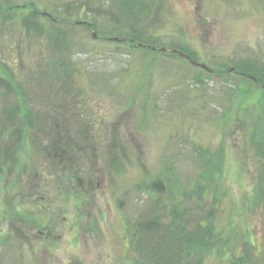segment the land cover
I'll return each mask as SVG.
<instances>
[{"label":"rangeland","instance_id":"1","mask_svg":"<svg viewBox=\"0 0 264 264\" xmlns=\"http://www.w3.org/2000/svg\"><path fill=\"white\" fill-rule=\"evenodd\" d=\"M153 4L132 24L119 0H0V264H134L137 216L148 248V221L183 213L178 249L196 203L221 234L207 264H264V77L230 70L264 76V0Z\"/></svg>","mask_w":264,"mask_h":264},{"label":"trees","instance_id":"2","mask_svg":"<svg viewBox=\"0 0 264 264\" xmlns=\"http://www.w3.org/2000/svg\"><path fill=\"white\" fill-rule=\"evenodd\" d=\"M119 1L122 5L125 4L127 8L126 12L120 13L119 20L120 18H123L125 22L131 21V23L134 24V22L136 21H143V18L145 16H148V22H152L154 15H152L151 12L153 11L154 0H147V3H145V0ZM36 11L37 7H35L34 4H24L22 13L23 15H21L20 20H22L23 23H31L34 27H38L39 25L43 26L47 23L53 26L54 29L60 28L57 25L58 22L55 16H51V19L46 17L42 18ZM40 19H43L45 23H42L43 21H41ZM119 29H122V27H119ZM144 35H147L145 31L142 33V35H132V38H130L128 34L123 35V37L119 38L121 39L120 42L122 43L144 44L143 40L146 37ZM178 50L191 56V53L187 50H182L180 48H178ZM255 67L256 66H254L253 64L245 62L243 64H238V66H235V69L237 71L244 72L246 75L253 76L256 79V83H263L262 79L264 76L261 74V71H259V73ZM66 146L67 145H65V149ZM54 148L56 149L58 147L54 145ZM66 150L68 151V149ZM57 151H59V153L64 152L60 148ZM64 155H68V152H64ZM196 204L193 205V215L196 213H200V217L199 220H196L194 222L190 231H188V228L190 227V224L188 222L178 221L181 229L179 232V238L177 239V241L180 243L178 249H175L173 246L175 242V235L177 233L176 221L178 217H180L179 215L183 213H178L176 209L166 211L165 216L170 220L166 221L164 225L162 222L163 220L160 216L162 210H160L156 214V217H152L145 227L153 232L154 235L147 241L148 248L140 245L141 230L139 225L141 220L140 217L137 216L133 220L131 226L132 228L130 230V232H132L133 229H136L135 235L133 236L131 234V238L129 240L130 249L134 258V264H207V256L214 250V245L217 244L218 241H220L219 237L221 234H219L216 230V224L212 217V211L208 210V212H204L205 208L203 207V205ZM187 210H189V208H187ZM139 211L141 210H137L136 213H138ZM28 219L31 222L30 216ZM221 264H257V259H255L252 254L246 256L245 258H242L232 253Z\"/></svg>","mask_w":264,"mask_h":264},{"label":"flooded vegetation","instance_id":"3","mask_svg":"<svg viewBox=\"0 0 264 264\" xmlns=\"http://www.w3.org/2000/svg\"><path fill=\"white\" fill-rule=\"evenodd\" d=\"M248 78L251 79V80H253L254 83H256V79L255 78H253V77H251V78L248 77ZM85 147H86V145L83 146V148H85ZM56 149L59 150V148H56ZM56 149L54 148V145H53L52 150H51V152L49 154L53 153V158L55 160L59 161V156H63L64 155V152L59 153V151H57ZM80 181H82L81 178H80ZM79 185L81 186V184H79Z\"/></svg>","mask_w":264,"mask_h":264},{"label":"water","instance_id":"4","mask_svg":"<svg viewBox=\"0 0 264 264\" xmlns=\"http://www.w3.org/2000/svg\"><path fill=\"white\" fill-rule=\"evenodd\" d=\"M93 36H95V35L93 34ZM110 39L115 40V41H118V40H119L118 38H110ZM179 54H180V55H184L187 59H189L192 63L196 64L197 66H199V67H201V68H203V69H207V70H209V69L207 68V66H205L204 64L195 63V62H193V61L190 59L189 56H187V55H185V54H182V53H180V52H179Z\"/></svg>","mask_w":264,"mask_h":264}]
</instances>
